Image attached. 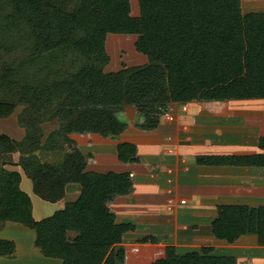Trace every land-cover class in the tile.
Listing matches in <instances>:
<instances>
[{"label": "trees", "instance_id": "1", "mask_svg": "<svg viewBox=\"0 0 264 264\" xmlns=\"http://www.w3.org/2000/svg\"><path fill=\"white\" fill-rule=\"evenodd\" d=\"M108 36L134 37L146 62L106 71ZM228 100L264 102V10L244 12L242 0H0V117L23 105L18 123L25 131L20 139L0 133V229L6 221L33 228L34 245L60 264H238L212 245L180 252L154 235L124 244L136 224L118 222L108 204L134 190L132 173L87 169L69 135L117 140L127 128L118 114L125 107L151 130L171 103ZM53 120L58 127L45 134L42 123ZM258 147L195 160L264 167V135ZM116 155L140 160L132 142L119 141ZM22 174L47 202L63 200L70 183L80 193L36 218ZM211 230L228 243L256 235L264 246V204H219ZM15 248L0 239V257Z\"/></svg>", "mask_w": 264, "mask_h": 264}, {"label": "rangeland", "instance_id": "2", "mask_svg": "<svg viewBox=\"0 0 264 264\" xmlns=\"http://www.w3.org/2000/svg\"><path fill=\"white\" fill-rule=\"evenodd\" d=\"M242 8L244 12L264 10V0H242ZM134 40V37L129 36H108L106 50L110 60L105 66L106 71L118 70L124 64L141 65L146 62V60L141 59L135 53L133 48ZM226 102L216 103L215 108H217L219 114H216L214 119L208 122L211 125H218L219 123L220 126L223 125L225 127H223V132L220 131V128V130L214 132L213 140L217 146L212 149V152H216L217 150L221 154L259 152L258 138L264 135V102L262 100L251 103L245 102L241 103L242 107L237 106L233 100ZM210 104L212 105V103ZM255 107H260L261 110L255 111ZM23 109L24 106L19 105L11 115L0 117V133H8L15 138H22L24 136L25 131L18 123V116ZM185 109L187 110L186 107ZM188 115H181L178 117V120L176 115L172 113L167 115L164 112L162 116L166 117L165 121H170V124L179 121L183 127L184 125L186 126L189 133H192L190 125L194 122V117L189 115V118ZM162 120L164 121V119ZM42 125L45 134H47L58 127V122L56 120L45 121ZM216 125L212 129H215ZM167 128L169 129L170 127ZM163 131L164 135L168 132L174 134L171 137L172 139L166 140L170 144H173L175 135L178 136L177 134L180 133L178 128L175 132H171L170 129L168 132L167 129ZM184 132L188 134L186 130ZM69 135L77 142L78 147L86 156L87 169L97 171L118 169L114 154L115 142L112 139L104 138L105 140H103L101 137L95 138L89 133H70ZM193 148L194 150L198 149V156L203 155L200 153L202 151L200 148L202 149V147L198 142L193 145ZM206 149L208 148L206 147ZM12 155V158L16 161L18 159V153H13ZM185 157L188 163H193V160H195L193 155H186ZM152 165L154 166L156 163L154 162ZM165 169L164 167L159 169L161 172L160 181L158 179L155 183L153 181L149 183L147 194L144 193L143 183L138 180V190L130 197L132 201L127 203L128 200L120 199L117 202V208L114 209L120 215L119 221L136 220L137 222V228L127 232L123 243H137L145 236L156 235L159 243L175 245L180 252L198 250L203 245L217 244L214 253L236 255L238 264H264V249L259 246H252L257 244L255 241L257 239L255 237L256 235L253 236L255 238L252 240L235 241L233 245L227 246V244H224V247H222L221 242L212 239L209 226L211 219L217 214V206L220 203L227 204L225 202L231 203L238 201L250 206L264 204V167L255 170L234 168L231 166L204 168L203 170L193 169L187 173L185 178L178 176V174H173L176 169L170 173L165 172ZM152 170L155 175V167ZM22 175V188L31 196L36 218L50 214L66 200L76 198L80 191L79 184L71 183L66 189V196L63 200L58 203L47 202L33 192L31 179L25 174ZM157 182H161L162 186L160 195H158L159 192L157 191V188H159ZM163 189L164 191L162 192ZM154 196H159V200L163 201L160 211L158 208L154 210H150L151 208L148 209V205L150 204L148 201ZM183 199L186 201L183 202ZM171 200L173 201L172 203H170ZM129 205L132 206L131 211L135 209L132 212L138 218L131 217V214H128L131 211L127 214L123 212L126 210V206ZM112 207H116V204ZM151 211L154 218H149L147 222H152L151 225L154 222L158 223L161 221V223L153 226L151 230H148V226L145 227L146 224L142 221L146 218L144 213ZM160 212L163 215H160ZM178 212L181 214L177 215ZM164 213L170 214L169 216L166 215L169 218L164 217ZM172 218L174 219L172 220ZM5 223V227L1 229L0 238L10 235L14 236V239H18L15 254L21 256L18 260L19 264H50V260L34 245L35 231L33 228L27 227L19 222L9 221ZM70 237L72 238V236Z\"/></svg>", "mask_w": 264, "mask_h": 264}, {"label": "crops", "instance_id": "3", "mask_svg": "<svg viewBox=\"0 0 264 264\" xmlns=\"http://www.w3.org/2000/svg\"><path fill=\"white\" fill-rule=\"evenodd\" d=\"M223 102H226V101H205V102H193V103L189 102V103H183V104L178 103V102L171 103L169 105L168 113H170V114L172 113L173 115H176L177 120H178V117L181 115L187 116L189 114V115H192L194 117V122H192L190 125L192 133H189V131L186 129V126L184 125V127H185L184 128L183 125H181V123H179V121L172 122V124H170L169 123L170 121L168 122V120L165 121L166 117H164V116H161L160 123L158 124V126L156 128H154L155 130L154 129L153 130L152 129L151 130L142 129L137 125L139 123L143 122L144 117L134 107H125L118 112L120 118L127 122V128L124 130V132L121 133L119 139H117V140L112 139L115 142V144H114L115 145V148H114L115 153L114 154H115V162H116V165L118 166V169L115 171H119V172L130 171L132 173V180H133V185H134L133 186L134 190L130 194H127L124 196H119L108 204L110 209L116 214V220L118 222H122V221H119L120 215L114 209V208H117V202L120 199L128 200L127 203L132 201V199L130 197L132 194H135L138 190V186H137L138 180L143 183L142 185L144 186L143 187L144 193L147 194L148 188H149V183H152V181L155 183L158 179L160 181V178H161L160 173L161 172L159 169L161 167L166 168L165 172L167 171L169 173L174 172V169H176V171L173 174H178V176H182L183 178H185L187 173H189L193 169L194 170H203L204 168H220V167H227V166H231L234 168H236V167L237 168H244L247 170H255V169L263 168V167H257V166L198 164V163H196V160H193V163L187 162V159L185 157L186 155H193L195 157V159L198 157V154H199L198 149L194 150V148H193V145L196 144V142H198L202 147V149L200 148V150H202L200 152L201 154H221V153L217 152L218 150L216 152L215 151L212 152V149L215 146H217L215 144L213 138H214V132H217V130H220V129H221L220 131L223 132L224 126L223 125L220 126L218 123L219 127H217L218 125H216V124L211 125L208 122L211 119H214L216 114H219V111H217V108H215L216 103L219 104V103H223ZM234 102L237 106L239 105V107H242L241 103H245V102H241V101H234ZM210 103H212V105ZM185 107L187 108V110L185 109ZM260 110H261L260 107H255V111H260ZM189 115H188V117H189ZM176 118H174V119H176ZM162 119H164V121ZM214 125H216L215 126L216 128L212 129V128H214ZM171 126H173V127H171ZM167 127H170L169 129L171 132H175L177 130V128L180 131V133L177 134L178 136L175 135V137H174L175 140L173 139V144H170L169 141H166V140L172 139L171 137H173V135H174L173 133L168 132L169 129ZM164 129H167L168 133H166V135L163 134ZM184 130H186L188 132V134L185 133ZM89 134H92V136H94L95 138L101 137V138H103V140H105L104 138H108L111 140V138H109V137H102L101 135L96 134V133H89ZM242 135H243V133H242ZM17 139H20V138H17ZM183 140H185V141H183ZM119 141H121V142L126 141V142L135 143L137 145V154H138L140 160L138 162H121V161H118L117 155H116V145ZM226 145H228V144L226 143ZM206 147L208 149H206ZM259 150H260V148H259ZM250 153H255V152H246V153L240 152L237 154H250ZM154 162L156 163V165L153 166L152 163L154 164ZM150 165H152V167H150ZM154 167H155V172H156L155 175H154V172L152 170V168L154 169ZM89 170H93V169H89ZM98 171H101V170H98ZM102 172H104V171H102ZM176 179H177V176H176ZM70 184L67 185V188L69 187ZM157 185L159 187V188H157V191L159 192L158 195H160L161 187H162L161 182L158 183ZM163 191H164V189L162 190V192ZM79 193H80V191H79ZM79 193H78V195H79ZM77 196H76V198H77ZM76 198H74V199H76ZM74 199H72V200H74ZM66 201H69V200H66ZM162 202L163 201L159 200V196H157V197L154 196V197L150 198V201H148V203H150L148 205V209L151 208L150 210H152V209L154 210V209L158 208L160 211ZM172 202L173 201L171 200L170 203H172ZM225 203H228V202H225ZM231 203H243V202L234 201ZM115 204H116V207H112ZM244 204H246V203H244ZM63 205H64V202L62 203V205H59V206L62 207ZM129 206H126V210L123 211L125 214H127L129 211H131L132 206H130V207ZM132 211H135V209H133ZM132 211L128 214H131V217H136L134 212H132ZM180 214L181 213L178 212L177 215H180ZM144 215L146 218L142 222L144 224H146L145 227L148 226V228H149L148 230H151L153 226H157L161 223V221H159L158 223L154 222V224L151 225L152 222H149V223L147 222L149 218H152V217L154 218L152 211L144 213ZM160 215H163V214H161V212H160ZM166 215L169 216L170 214H165L164 217H167ZM216 216H217V214H216ZM172 217H174V216H172ZM136 218H138V217H136ZM142 218H144V217H142ZM167 218H169V217H167ZM174 218H172V220ZM214 218H212L210 223H209L210 224L209 225L210 226V233H211L212 239L217 241V242H221L222 247H224V244H227V246L233 245V243L229 244L224 240L216 238L212 234L211 223H212V220ZM132 219H134V218H132ZM159 220H161V219H159ZM176 221H177V218H176ZM6 222H9V221H6ZM131 222L137 224L136 220L131 221ZM5 226H6V223H5ZM0 232H2L1 229H0ZM126 234L124 235L123 239H125ZM69 236L74 237L75 233L70 232ZM154 236L157 237L156 235H154ZM253 236H255V235L246 234V235L241 236L236 241L238 242L241 240H252L253 238L256 237V236L255 237H253ZM0 239L13 240L15 242V245L18 246V239H14V236L9 235V236H6V237L0 238ZM34 239H35V236H34ZM157 239H158V237H157ZM30 241H31V239H30ZM255 241L257 243V239ZM124 244H127V243H124ZM158 244H161V243L158 242ZM234 244H235V242H234ZM162 245H166V244H162ZM212 246H214V248H215V246H217V244L212 245ZM252 246H254V247L259 246L260 248L264 249V246H261L258 243L255 245H252ZM15 250H16V248H15ZM20 258H21V256L16 255L14 252V254L12 256L0 257V264H19L18 260ZM46 258L50 260L49 261L50 264H60L61 263V261L59 259L50 258V257H46Z\"/></svg>", "mask_w": 264, "mask_h": 264}, {"label": "built area", "instance_id": "4", "mask_svg": "<svg viewBox=\"0 0 264 264\" xmlns=\"http://www.w3.org/2000/svg\"><path fill=\"white\" fill-rule=\"evenodd\" d=\"M166 114H167V115L169 114V113H168V111H166ZM184 201H186V200H185V199H183V202H184Z\"/></svg>", "mask_w": 264, "mask_h": 264}]
</instances>
